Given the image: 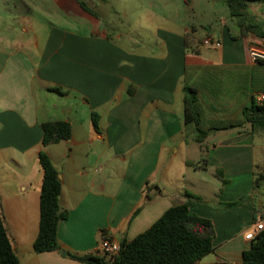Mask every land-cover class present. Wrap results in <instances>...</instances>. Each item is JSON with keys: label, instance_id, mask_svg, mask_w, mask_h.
<instances>
[{"label": "crops", "instance_id": "crops-1", "mask_svg": "<svg viewBox=\"0 0 264 264\" xmlns=\"http://www.w3.org/2000/svg\"><path fill=\"white\" fill-rule=\"evenodd\" d=\"M33 3L0 0V210L19 264H84L66 253L102 255L105 237L129 241L184 201L215 228L214 249L198 264H242L251 246L245 233L264 218V186L255 188L264 130L243 115L264 98V62L249 56L264 44V0L248 7L260 33L242 31L226 0L141 2L145 21L132 31L102 23L79 0H55V18L68 26L46 24L33 19ZM75 17H88L87 28L77 29L84 22ZM187 86L197 91L198 123L185 122ZM54 120L69 121L72 135L45 146L42 124ZM204 132V163L190 166L214 170L213 203L171 191L166 159ZM42 150L69 212L58 228L64 252L34 250Z\"/></svg>", "mask_w": 264, "mask_h": 264}, {"label": "trees", "instance_id": "trees-1", "mask_svg": "<svg viewBox=\"0 0 264 264\" xmlns=\"http://www.w3.org/2000/svg\"><path fill=\"white\" fill-rule=\"evenodd\" d=\"M187 3L189 0H185ZM261 0H226L230 14L237 20L242 31L260 33L259 26L248 19V7ZM81 7L89 14L97 16L93 6L86 0H79ZM63 93L59 88H55ZM197 91L187 86L185 88V122L198 123L200 112L197 108ZM96 113H93L94 124L97 127ZM245 123L253 129L264 130V100L253 102L243 109ZM43 144L49 145L69 139L72 126L66 120L47 121L42 124ZM206 136V132L197 138L198 142ZM39 162L43 169V182L40 198L39 233L34 242L37 253L55 251L61 248L58 228L61 219L69 214L60 204L62 181L59 172L50 155L42 150ZM264 186V173L255 180V188ZM187 196L194 197L188 193ZM235 204V202L229 203ZM139 210H136L134 215ZM215 228L211 219L195 213L191 202L184 201L168 208L149 228L139 233L129 241L122 243L117 255L108 257L100 254H66L84 264H193L214 249ZM19 256L5 226L0 210V264H19ZM242 264H264V229L251 241V246L243 252Z\"/></svg>", "mask_w": 264, "mask_h": 264}, {"label": "rangeland", "instance_id": "rangeland-1", "mask_svg": "<svg viewBox=\"0 0 264 264\" xmlns=\"http://www.w3.org/2000/svg\"><path fill=\"white\" fill-rule=\"evenodd\" d=\"M90 1V2H89ZM88 2L94 6L96 13L99 15L102 23H106L109 27H117L123 30L132 31V28L138 26L144 20V14L139 12V7L141 6V2H146L148 0H89ZM32 7V16L34 20L42 21L46 24H54V25H62L68 26L64 21L58 20L55 17V12L57 10V5L55 0H33ZM22 6V5H20ZM22 7H17V9H21ZM23 9V8H22ZM127 11V13L124 12ZM74 19L79 20L80 22H84L81 26H76L77 29L84 30L87 28L86 21H88V17L83 19H79V17H75ZM199 33H202L203 30L199 28ZM21 32L19 31V34ZM212 140V137H209L208 143ZM200 150L199 142L195 140L190 141L189 145H187L184 152L177 154L175 157H166L167 160L171 159V171L169 173L170 178V190L174 193L184 192L186 189L200 193L202 198L207 201L215 202L218 199L219 194V186L220 182L215 174L214 170L209 169H200L194 171L190 165H203V160L200 158L203 153ZM163 158L161 166L164 167V163L166 161ZM186 160L192 161L189 164H186ZM161 167V169H162ZM163 170V169H162ZM161 170V171H162ZM184 175L186 177V181L184 180ZM192 175V176H190ZM162 176V173H161ZM204 176L208 178V180L203 179Z\"/></svg>", "mask_w": 264, "mask_h": 264}, {"label": "built area", "instance_id": "built-area-1", "mask_svg": "<svg viewBox=\"0 0 264 264\" xmlns=\"http://www.w3.org/2000/svg\"><path fill=\"white\" fill-rule=\"evenodd\" d=\"M213 39L206 37L203 40L204 44H211ZM249 56L255 62H264V44L263 45H252L249 48ZM264 98H260L259 102L262 103ZM264 229V218L255 221L252 227L246 231L245 238L248 241H252L255 237ZM122 248V243L111 237H105L100 243V252L102 255H107L108 257L117 255ZM193 264H198V261Z\"/></svg>", "mask_w": 264, "mask_h": 264}, {"label": "water", "instance_id": "water-1", "mask_svg": "<svg viewBox=\"0 0 264 264\" xmlns=\"http://www.w3.org/2000/svg\"><path fill=\"white\" fill-rule=\"evenodd\" d=\"M60 252H64V250L63 249H60Z\"/></svg>", "mask_w": 264, "mask_h": 264}]
</instances>
